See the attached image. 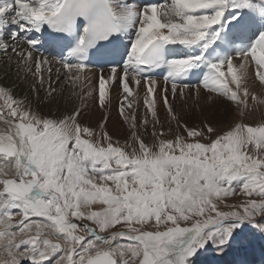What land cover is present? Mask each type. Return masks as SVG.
Here are the masks:
<instances>
[{"label":"snow or ice","instance_id":"1","mask_svg":"<svg viewBox=\"0 0 264 264\" xmlns=\"http://www.w3.org/2000/svg\"><path fill=\"white\" fill-rule=\"evenodd\" d=\"M114 88L123 142L81 119ZM255 231L264 0H0V264H250Z\"/></svg>","mask_w":264,"mask_h":264},{"label":"bare ground","instance_id":"2","mask_svg":"<svg viewBox=\"0 0 264 264\" xmlns=\"http://www.w3.org/2000/svg\"><path fill=\"white\" fill-rule=\"evenodd\" d=\"M45 56H47L49 59L55 58L53 54H47ZM93 72H95L98 75V72L94 68H93L92 72H89V75H92ZM13 79H14V75L10 76V78L8 80H5L4 83L11 84V81ZM25 91H26V89H23V86H21V87H18L16 89V94L23 95ZM118 93H119L118 88H114L112 90V103L109 106V109H107V110H101L97 106L95 97L93 99L89 100L87 102V107L85 109L84 115L81 117V119L83 121L89 123L93 127H95L98 124V122L105 116L106 111H107V113L110 115V120H108V122H107L108 132L111 135H113L114 137L122 138L124 140V138L127 134V128H126V126L124 128H122L124 125L122 124V121L120 120V117L118 116V111H117ZM29 95H30V93H29ZM206 95H207L206 93L202 92L201 97H200V101H199L200 106L204 109V114L208 115L211 112H216V114L218 115V111L216 110V106H213L212 108L208 107V105L206 103V99H205ZM54 107H55L54 105H49L48 107H45L43 110L44 111L54 110ZM174 107L176 108L177 112L181 111V102L179 101V99H177V101L174 102ZM190 107H194V106H192L191 100L188 102V105L184 106L183 111L185 113H188ZM143 110H144L143 106L141 105V112H143ZM159 115H160L161 119H164L165 112H164V109L162 106L160 107ZM198 117H199V112L196 111L189 118V122L190 123L194 122ZM252 252L256 256L253 255V253L251 254V256H250L251 258L248 259L250 264H264V256L261 255L263 253V250L254 248V250Z\"/></svg>","mask_w":264,"mask_h":264},{"label":"rangeland","instance_id":"3","mask_svg":"<svg viewBox=\"0 0 264 264\" xmlns=\"http://www.w3.org/2000/svg\"><path fill=\"white\" fill-rule=\"evenodd\" d=\"M221 115H222V113L218 112L217 117L219 118ZM124 127L125 126H123L122 128H124ZM115 138H117V137H115ZM118 139H120L121 142H123L122 138H118ZM229 202H231V201H229ZM254 248L263 250V253L261 255L264 256V234L260 233L259 231H255L252 234V236L250 238V242L247 245L246 251H244L242 253V257L241 258L246 260V261H248V259L251 258L250 256L253 253L252 251L254 250ZM253 255H255V254L253 253ZM208 256L209 257H213V256H215V253L209 252Z\"/></svg>","mask_w":264,"mask_h":264}]
</instances>
